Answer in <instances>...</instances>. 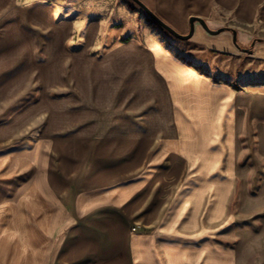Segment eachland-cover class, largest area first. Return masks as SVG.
<instances>
[{
	"label": "crops",
	"instance_id": "obj_1",
	"mask_svg": "<svg viewBox=\"0 0 264 264\" xmlns=\"http://www.w3.org/2000/svg\"><path fill=\"white\" fill-rule=\"evenodd\" d=\"M98 1L83 20L82 0H0V264L249 263L231 202L264 180V85ZM142 1L182 34L192 16L227 28L196 22V46L264 61V0Z\"/></svg>",
	"mask_w": 264,
	"mask_h": 264
},
{
	"label": "rangeland",
	"instance_id": "obj_2",
	"mask_svg": "<svg viewBox=\"0 0 264 264\" xmlns=\"http://www.w3.org/2000/svg\"><path fill=\"white\" fill-rule=\"evenodd\" d=\"M130 3V10H138L141 13L139 19L145 17V24L148 27H153L158 31L159 37L165 43L166 47L172 51L175 55L181 57L185 61L194 63L198 69L208 73H212L215 77H223L227 79H235L234 82L241 83V86H245L250 80L256 81L258 85H264V61L261 59H255L249 54L241 52V55H229L221 54L215 51H209L203 49L200 46H196L192 43V38L184 40L178 38L168 32L165 28L159 25L151 16H149L135 1L124 0ZM98 0H82L83 8V20L91 18L88 10L91 8L99 7ZM189 30L185 33L187 34ZM96 54V53H94ZM10 85L3 84L1 86V92L7 94L10 92ZM259 133V137H260ZM262 143V139H258V159H264L262 155L264 150L259 148ZM243 147H246L245 145ZM196 148V147H195ZM190 148V149H195ZM198 150V148H196ZM200 151V150H198ZM263 151V153H262ZM243 150V156L241 162L243 167L249 163V157ZM248 154V153H247ZM262 165H258V178L264 176V160ZM245 164V165H244ZM247 168V167H246ZM254 168V166H253ZM254 173V170L252 171ZM263 173V174H262ZM253 176V175H251ZM248 177H250L248 175ZM231 209L233 214L238 216L239 225L247 236H253L258 238V242L254 244V250L252 251V261L246 264H258V259H261L259 263L264 262V180H251L244 179L237 182L236 191L234 193Z\"/></svg>",
	"mask_w": 264,
	"mask_h": 264
},
{
	"label": "water",
	"instance_id": "obj_3",
	"mask_svg": "<svg viewBox=\"0 0 264 264\" xmlns=\"http://www.w3.org/2000/svg\"><path fill=\"white\" fill-rule=\"evenodd\" d=\"M135 1L149 16H151V18H153L159 25H161L163 28H165L168 32H170L171 34H173L174 36L187 40L193 37L194 32H195V25L196 22H199L209 33L211 34H218L221 31L227 29L224 27L221 28H217V29H211L207 22L198 16H192L190 18V30L187 34H182L180 32H178L176 29H174L171 25H169L167 22H165L163 19H161L153 10H151V8L149 6H147L142 0H133ZM234 32V41H237V35L236 32ZM257 39H255L252 43V46L255 44Z\"/></svg>",
	"mask_w": 264,
	"mask_h": 264
},
{
	"label": "trees",
	"instance_id": "obj_4",
	"mask_svg": "<svg viewBox=\"0 0 264 264\" xmlns=\"http://www.w3.org/2000/svg\"><path fill=\"white\" fill-rule=\"evenodd\" d=\"M256 41H260V39H257Z\"/></svg>",
	"mask_w": 264,
	"mask_h": 264
}]
</instances>
